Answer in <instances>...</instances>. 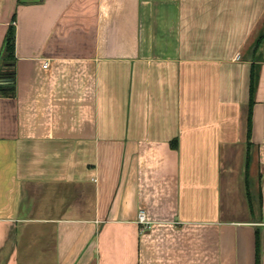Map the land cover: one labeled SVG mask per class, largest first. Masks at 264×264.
<instances>
[{
	"label": "crops",
	"instance_id": "obj_1",
	"mask_svg": "<svg viewBox=\"0 0 264 264\" xmlns=\"http://www.w3.org/2000/svg\"><path fill=\"white\" fill-rule=\"evenodd\" d=\"M13 15L0 264H264V0H0V49Z\"/></svg>",
	"mask_w": 264,
	"mask_h": 264
},
{
	"label": "trees",
	"instance_id": "obj_2",
	"mask_svg": "<svg viewBox=\"0 0 264 264\" xmlns=\"http://www.w3.org/2000/svg\"><path fill=\"white\" fill-rule=\"evenodd\" d=\"M12 22L8 25L1 49H0V97H14L15 96V27ZM253 94V82L250 84V97ZM250 98V103H251ZM250 118V114H249ZM174 146V145H173ZM260 250V236L256 233V264L259 263Z\"/></svg>",
	"mask_w": 264,
	"mask_h": 264
},
{
	"label": "built area",
	"instance_id": "obj_3",
	"mask_svg": "<svg viewBox=\"0 0 264 264\" xmlns=\"http://www.w3.org/2000/svg\"><path fill=\"white\" fill-rule=\"evenodd\" d=\"M44 66H46V64ZM138 221L140 223H142V224H145L146 223L145 217H144V215L142 213L139 214Z\"/></svg>",
	"mask_w": 264,
	"mask_h": 264
}]
</instances>
